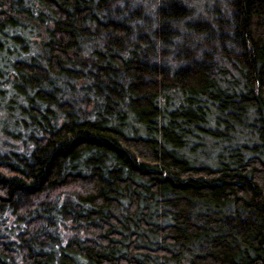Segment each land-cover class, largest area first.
I'll return each mask as SVG.
<instances>
[{"label": "trees", "instance_id": "16d2710c", "mask_svg": "<svg viewBox=\"0 0 264 264\" xmlns=\"http://www.w3.org/2000/svg\"><path fill=\"white\" fill-rule=\"evenodd\" d=\"M0 264H264V0H0Z\"/></svg>", "mask_w": 264, "mask_h": 264}]
</instances>
